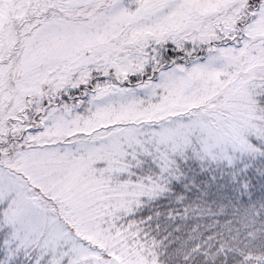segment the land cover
<instances>
[{
	"label": "snow or ice",
	"instance_id": "6c2138e0",
	"mask_svg": "<svg viewBox=\"0 0 264 264\" xmlns=\"http://www.w3.org/2000/svg\"><path fill=\"white\" fill-rule=\"evenodd\" d=\"M0 264H264V0H0Z\"/></svg>",
	"mask_w": 264,
	"mask_h": 264
}]
</instances>
